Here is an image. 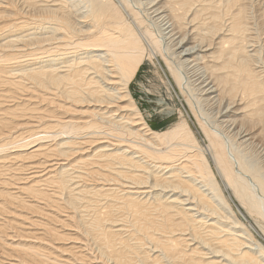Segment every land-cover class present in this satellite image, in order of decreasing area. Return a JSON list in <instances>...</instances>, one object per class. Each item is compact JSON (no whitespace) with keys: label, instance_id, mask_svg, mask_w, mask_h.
<instances>
[{"label":"bare ground","instance_id":"bare-ground-1","mask_svg":"<svg viewBox=\"0 0 264 264\" xmlns=\"http://www.w3.org/2000/svg\"><path fill=\"white\" fill-rule=\"evenodd\" d=\"M0 264H264V0H0Z\"/></svg>","mask_w":264,"mask_h":264},{"label":"rangeland","instance_id":"rangeland-1","mask_svg":"<svg viewBox=\"0 0 264 264\" xmlns=\"http://www.w3.org/2000/svg\"><path fill=\"white\" fill-rule=\"evenodd\" d=\"M152 70L148 66H143L141 69V72L134 84L133 91L135 93L136 99L138 100V104L141 107V110L143 111V114L145 115L147 121L150 123V125L154 126V130L159 131H165L168 129V127L172 126V123H176L177 118L179 117L178 113L176 111L174 112H168L166 109H161L156 105V101L147 91V88L149 86V80L152 78ZM167 103V102H166ZM168 107V105H165ZM169 110V109H168ZM174 114V115H173ZM173 115V116H172ZM172 120H171V118ZM168 119V120H167ZM176 120V121H175ZM153 121V122H151ZM195 123V128L199 131L198 134H200L201 127L198 123L193 121ZM166 126V127H165ZM164 128V129H163ZM202 137V134H200ZM204 136V134H203ZM203 138V137H202ZM27 215V214H26ZM9 216V215H8ZM30 217V215H27ZM19 218V216L17 215ZM19 223V221H18ZM23 229H27L28 225L23 223Z\"/></svg>","mask_w":264,"mask_h":264}]
</instances>
